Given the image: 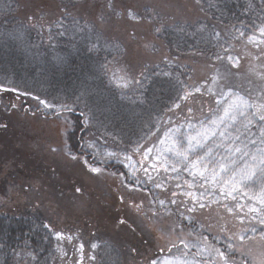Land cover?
I'll use <instances>...</instances> for the list:
<instances>
[{"label": "rangeland", "instance_id": "obj_1", "mask_svg": "<svg viewBox=\"0 0 264 264\" xmlns=\"http://www.w3.org/2000/svg\"><path fill=\"white\" fill-rule=\"evenodd\" d=\"M12 1L15 6L11 15L17 23L4 33L14 37L13 31L14 40L23 44L26 39L17 30L26 27L40 34L45 45L51 41L49 51L57 53V59L51 60L55 62L53 70L59 73L47 80L41 79L42 72L19 76V60L11 57L0 61L5 71L6 64L16 72L0 74V88L7 89L0 91V221H7V231L10 220L40 221L51 239V254L39 264H152L154 260L157 264H221L215 250L229 252V244L233 245L229 259L234 264H264V224L260 223L264 215L256 216L253 203H249V198L260 201L256 192L262 194L264 182L257 179L246 187L238 185L234 199L217 192L220 185L205 184L199 176L193 184V177L180 170L183 165H177V172L171 171L173 160L168 159L167 150L174 141L165 136L175 128L184 134L185 141L195 136L201 122L207 123L206 118L216 107L227 106L226 98L220 95L222 89L227 91L226 83L248 101L249 112H257L264 105V36L256 27L264 22V0H248L259 6L256 25L229 28L212 22L196 0H71L73 5L66 8L57 0ZM197 22L205 27H196L197 31L188 36L208 35L211 29L215 49L208 55L173 53L158 37L163 29L179 26L177 30H186ZM29 44L22 47L24 62L30 64L37 50H31ZM70 47H84L98 68L94 60L83 58L74 63L72 59L73 76L68 70L71 56L61 55ZM104 50L108 51L105 55ZM217 55L223 59L217 60ZM229 56L238 60L236 67ZM163 62L188 68L189 78L186 75L188 79L178 80L179 93L182 97L191 90L192 94L181 99L179 108L173 104L165 112L144 113L143 119L132 122L129 108L119 103L121 99L132 105L142 103L141 93L123 98L119 95L112 101L92 88L97 74L111 87L125 88V83L126 87H135L146 68ZM218 71L230 75L213 85L212 78ZM196 87L201 92H195ZM40 100L53 107L46 108ZM62 105L79 114L83 133L79 127L74 128L76 117L72 118ZM190 107L192 113L188 112ZM122 113L125 117L129 114L127 120L116 119ZM85 116L90 118L87 124ZM189 118L192 130L188 128ZM237 126L244 135L240 139L243 154L264 148L260 139L264 121L254 119L247 129L240 122L234 129ZM77 135L81 140L78 149L73 141ZM108 153L116 156L109 157ZM243 157L247 160L245 167H251V156ZM92 167L100 171L94 173ZM201 192L205 193L203 197ZM56 232L71 236L72 242L58 240ZM6 254L0 255V264H38L32 252L12 250Z\"/></svg>", "mask_w": 264, "mask_h": 264}, {"label": "trees", "instance_id": "obj_2", "mask_svg": "<svg viewBox=\"0 0 264 264\" xmlns=\"http://www.w3.org/2000/svg\"><path fill=\"white\" fill-rule=\"evenodd\" d=\"M59 5L63 8L69 7L73 5V2L71 0H57ZM74 1V0H72ZM76 1H83V0H76ZM197 3L200 6V10L207 15L212 22H216L219 24H223L227 28L229 27H235L236 25H243L247 27H252L253 25H256V22L258 21V17L260 15L259 6L255 5L254 3H251L248 0H196ZM3 6L0 7V61L1 58L3 59H9L13 57V59L19 60V72L17 74L20 75H35L38 72H42L43 75H41L42 80H47L48 78L57 76V73L59 71H54L53 69H56L55 62H52V59H57V53L50 52L51 49L48 44L51 41L42 43V36L40 34H35L33 31L26 27H20L19 30H17L18 33L23 32V36L26 39V42L23 41V44L17 43L14 40L15 33L13 31L12 37L11 35H7L4 32L7 30H10L12 27L16 26L17 19L11 15L12 10L11 8L14 5V2L12 0H3ZM7 3V6L5 5ZM75 4V3H74ZM264 17V16H263ZM64 21V20H63ZM203 22H197L193 25H189V27L186 28V30H177L179 29V26L175 27L174 29H169L168 31L162 30L159 34V39H161L165 46L169 47L170 50L174 52H182V53H188L193 52L197 55H202L203 53L207 52V55L210 54L215 49V41L212 37V31L211 29H208V35L207 33H195L194 35L188 36V33H192L193 31H197L196 27H202ZM205 27V26H204ZM259 29L264 28V22L260 23L259 26H256ZM204 30V29H202ZM206 31V30H205ZM4 37V38H3ZM5 39L4 41L2 39ZM31 44V50L34 49L39 51L34 54L37 55L35 60L33 62H24V52L22 46H28L27 44ZM6 43V44H4ZM29 44V45H30ZM37 48H36V47ZM2 47V48H1ZM16 47V48H15ZM13 49V50H12ZM14 49L17 51L15 52ZM75 47L65 48L62 50L61 55L62 56H68L71 60L75 62L80 61L82 62V59L84 58L86 61L92 62L95 59L92 57V54L86 53L84 47H81L79 49H76ZM41 52V53H40ZM104 50V54L105 55ZM15 53V54H14ZM73 53V54H72ZM86 53V54H85ZM181 53V54H182ZM41 54V55H40ZM53 54V56L51 55ZM109 55V54H107ZM72 63V62H71ZM74 63H72L70 66L71 72H73L74 76ZM5 64V63H4ZM96 67L98 68L97 62L94 63ZM2 66V65H0ZM6 71L0 67V74H3L6 72L7 74L16 72L5 64ZM10 70H9V69ZM3 69V70H1ZM12 69V70H11ZM90 69V66H87L88 72ZM186 69L187 67H183L180 65H177L175 63H165L163 62L160 65H156L154 67L146 68L144 74L141 77V80L139 81V84H137L135 87H125L121 88L116 85L113 87L109 86L105 77L101 76L100 74L96 75L95 82L92 84V88L98 90L100 94H103L104 97H106L109 100L114 101L115 97L119 98V95L123 98L124 96H132L136 95L137 93H141L143 97L142 103H134L133 105L130 103V101L126 99H121V102L119 105L129 108L130 121H135L137 118L143 119L142 115L144 113H151L154 115L155 113H160L162 111H166L169 108H171V105H175L181 101V83H179V78L183 77L184 79L187 78ZM42 70V71H40ZM79 71V70H78ZM159 71V74L156 73ZM88 74V73H87ZM167 74V75H165ZM170 74H173V77H171ZM55 75V76H54ZM67 76V75H66ZM39 77V78H40ZM70 77V76H67ZM186 77V78H185ZM37 79V81H42L40 79ZM187 78V79H188ZM50 80H48L49 82ZM187 81V80H186ZM45 81L44 83H46ZM50 83V82H49ZM21 87V86H20ZM18 86V88H20ZM119 102V101H118ZM79 105V104H78ZM219 108V114H222L223 112V106L216 107L211 116L206 118V121H210L214 118V113H217V109ZM68 111V110H67ZM252 109H250V112ZM69 112V111H68ZM253 112V111H252ZM71 114L72 118H75V127L80 129V131L83 133L84 128L82 125V122L78 121L79 114L74 112H69ZM129 115V114H128ZM128 115L126 117H128ZM142 116V117H141ZM124 116V113L116 115V119H119L120 121L127 120ZM72 127V128H73ZM73 128V130L77 133V131ZM238 126L236 129H234L233 132H231V136L235 137L239 135L240 139L244 136ZM78 130V134L80 133ZM81 133V134H82ZM80 135V134H79ZM83 135V134H82ZM77 139L75 141L74 145L76 146V149H78L81 146V140L79 139V136L77 135ZM236 141V145L240 147L241 140ZM216 143H220V139L217 138ZM243 149V148H242ZM228 155L227 152H225L224 148H220L215 151L214 156L216 158H219L221 156ZM243 152L241 153H235L233 152L229 158L230 166H234L236 169L237 174L240 172V170L245 168V165L247 163V160L243 157ZM232 161H234V165H232ZM249 163V161H248ZM258 163V161H257ZM248 166V165H247ZM249 167V166H248ZM208 190V189H207ZM217 192L220 193V190ZM260 191L256 192V195L261 198L258 202L257 198L255 197L254 200H251L249 197V203L255 208L256 216L259 213V215H264V203H262V200H264V195L259 194ZM254 195V194H251ZM4 222L7 221H0V255L3 257H7L6 253H9L10 251H14L15 253L23 250L24 253H30L32 252L35 255V262L39 264V262H43L47 259V257L51 254V239L48 238L47 234H45V231L41 228L43 225L40 223V221L33 219V218H24L23 220H10L11 228L9 231H7V226L4 224Z\"/></svg>", "mask_w": 264, "mask_h": 264}, {"label": "snow or ice", "instance_id": "obj_3", "mask_svg": "<svg viewBox=\"0 0 264 264\" xmlns=\"http://www.w3.org/2000/svg\"><path fill=\"white\" fill-rule=\"evenodd\" d=\"M129 15L133 14L129 12ZM261 36H264V28L260 29ZM219 35V34H217ZM244 33H241L243 36ZM250 41L253 37L248 38ZM217 60H222L223 57L217 55ZM228 60L232 62L233 67H236L238 64V60L234 61L231 56L228 57ZM230 73L225 72L221 74L219 71L212 78V83L215 85L218 80H227V77ZM127 86V83L124 84ZM224 88H227V91L220 92V95L226 98V107H223L222 114H219V108L217 109V113H214V118L208 121L207 123L201 122L200 130L196 133L195 136H188L186 141L182 139L184 136L183 133L180 132L179 128L170 129L165 133L166 137H169L174 141L172 147H170L168 151V159H172L173 163L171 166V171L177 172V165H183V168L180 169L182 171H186L193 177V184L195 183L196 177L199 176L200 179L204 181L205 184L211 183L213 185H220V194L223 196H232L235 198L234 193L237 191L238 185L247 186L248 182L255 183L257 179L264 182V148H260L256 153L244 152V155H250L252 159V166H246L244 169L240 170L237 174L234 166H230L229 158L233 152L241 153L243 149L236 145V141L240 139L239 135L232 137L231 131L235 128L238 122L242 123V126L247 129L249 125H251L254 119H259L260 121H264V105H260L257 109V112H249L248 109L251 108V105L248 101L240 95L238 92L234 91V86L231 84H224ZM7 89L0 88V91H5ZM15 91V89H13ZM195 92H201L200 87H196L194 89ZM209 92H212V88L208 89ZM191 90L186 92L184 96L180 97V99H187L191 95ZM214 95L216 93H213ZM39 99L38 97H35ZM230 101V102H228ZM46 108L53 107L45 100L39 101ZM220 100H217V104L220 105ZM15 107V105H13ZM174 107L179 108V103L175 104ZM61 108L71 111L72 109L68 105H62ZM193 109L190 107L188 109L189 113H192ZM242 118V119H241ZM89 117L85 116V124L89 122ZM246 121V123H243ZM189 130L194 128V125L190 122L188 123ZM217 137L220 139V143H216ZM261 143L264 144V128L261 129ZM251 144L255 145V140L249 141ZM162 144L165 141H161ZM186 143V147H185ZM247 147V145H245ZM224 148L225 152L228 153L226 156H221L219 160H217L214 156L216 150ZM55 151V149H53ZM203 152V155L199 153ZM109 157H115V153H108ZM193 156H196V159H192ZM75 158V157H73ZM125 159H130V157H125ZM207 161V163H205ZM257 161L259 167H257ZM167 163V160L165 161ZM234 161H232V165H234ZM155 167V165H152ZM91 171L96 173L99 172L100 169L96 167H92ZM147 172V169H145ZM165 171H168V168L165 167ZM227 178V179H225ZM149 179H152L149 176ZM231 186L230 190L228 186ZM192 186V185H190ZM156 187H161V184H156ZM179 187V185H177ZM79 192L80 189L77 188ZM207 191V189L205 190ZM262 195H264V184H262L261 188ZM204 192H201L200 197L204 196ZM175 196L176 193H173ZM188 195H192L188 193ZM176 201L173 200L172 203ZM264 203V200H262ZM160 204L163 205L164 201H160ZM205 205L203 203L200 204V207L203 208ZM191 211V209H189ZM231 211V209H229ZM252 211H255L253 209ZM123 223V221H121ZM261 224H264V219L260 220ZM47 228L48 225H45ZM252 232L255 233L256 229L253 228ZM57 239H65L69 243L72 242V237H64L61 232H56ZM244 234L241 235V239H244ZM207 239V237H205ZM261 239H264V229L261 230ZM187 247V245H185ZM96 246L93 245V248ZM233 249V245H228L229 252ZM80 250H83V245L80 246ZM216 254L221 261V264H234V261L229 259V252L221 251L220 249H216ZM152 264H157V261H152Z\"/></svg>", "mask_w": 264, "mask_h": 264}]
</instances>
